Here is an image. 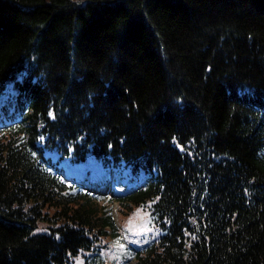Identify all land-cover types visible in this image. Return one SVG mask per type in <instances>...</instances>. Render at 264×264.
<instances>
[{"label": "trees", "instance_id": "1", "mask_svg": "<svg viewBox=\"0 0 264 264\" xmlns=\"http://www.w3.org/2000/svg\"><path fill=\"white\" fill-rule=\"evenodd\" d=\"M114 202L129 264H264V0H0V264H104Z\"/></svg>", "mask_w": 264, "mask_h": 264}, {"label": "rangeland", "instance_id": "2", "mask_svg": "<svg viewBox=\"0 0 264 264\" xmlns=\"http://www.w3.org/2000/svg\"><path fill=\"white\" fill-rule=\"evenodd\" d=\"M89 158H91L90 155ZM90 169L92 170V175H95L96 172L99 171L96 166H91ZM60 170L67 178L78 177V175H81L82 172H85L82 165H78L74 168L71 167L68 162L60 164ZM91 189L94 190L96 194L103 193L101 196H103V199L106 201L109 196H115V194H113L115 190L111 188V186L104 189ZM113 212L115 220L118 222L119 227L123 231L122 235H124V239L122 236L117 238L118 241L110 239V245L105 248L101 257L104 264L132 263L133 256L138 250H142L150 243L158 240L161 234V229L158 226L151 224L150 211L147 207H134L131 212L125 213L123 211H119L117 202H114ZM128 256H130V259H127ZM89 264H92V262L89 261Z\"/></svg>", "mask_w": 264, "mask_h": 264}]
</instances>
